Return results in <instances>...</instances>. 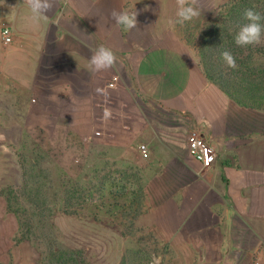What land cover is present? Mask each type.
<instances>
[{"label": "crops", "instance_id": "0c3cea01", "mask_svg": "<svg viewBox=\"0 0 264 264\" xmlns=\"http://www.w3.org/2000/svg\"><path fill=\"white\" fill-rule=\"evenodd\" d=\"M113 9L135 10L138 27L116 25ZM176 10V0H56L36 21L24 0H0V39L4 27L13 34L8 46L0 41V74L16 107L100 124L108 148L132 145L137 156L139 143L149 146V159L138 155L151 174L145 216L180 254L172 264H264V112L240 106L207 78L173 30ZM101 45L118 62L96 72L89 60ZM192 130L217 151L211 167L189 155Z\"/></svg>", "mask_w": 264, "mask_h": 264}, {"label": "rangeland", "instance_id": "374dc122", "mask_svg": "<svg viewBox=\"0 0 264 264\" xmlns=\"http://www.w3.org/2000/svg\"><path fill=\"white\" fill-rule=\"evenodd\" d=\"M225 2L198 0L201 15L173 26L200 61V45L223 27ZM11 89L0 74V264H152L153 257L172 264L180 254L153 235L145 216L151 174L138 159L141 143L137 156L132 145L124 154L108 148L102 125L46 120L40 108L14 106ZM9 193L19 213L9 208Z\"/></svg>", "mask_w": 264, "mask_h": 264}, {"label": "trees", "instance_id": "16d2710c", "mask_svg": "<svg viewBox=\"0 0 264 264\" xmlns=\"http://www.w3.org/2000/svg\"><path fill=\"white\" fill-rule=\"evenodd\" d=\"M253 5L264 16V0H229L222 4V17L218 24L223 27L217 35L200 45V64L207 78L240 106L264 112V61L257 63L259 55L264 58V37L262 36L263 41L258 45L238 47L234 43L240 26L246 23L243 12ZM224 50H230L235 57V69L229 68L221 59V52ZM7 200L9 208L16 211L19 199L9 193ZM21 227L25 230L23 221Z\"/></svg>", "mask_w": 264, "mask_h": 264}, {"label": "clouds", "instance_id": "9594fccd", "mask_svg": "<svg viewBox=\"0 0 264 264\" xmlns=\"http://www.w3.org/2000/svg\"><path fill=\"white\" fill-rule=\"evenodd\" d=\"M25 5L30 10L32 18L39 21L41 17H47L45 13L51 12L56 5V0H24ZM176 20L175 23L183 24L191 21L201 15V10L198 7V0H176ZM138 13L134 11H122L113 9L110 13L112 20L116 25L121 26L126 31H131L138 27L137 21ZM243 23L239 31L234 37V43L238 47H246L249 45H258L261 43L262 36H264V16L256 10L253 5L246 8L243 12ZM221 59L229 67L235 69L237 67L236 59L230 50L221 52ZM118 58L113 50L107 46H99L91 55L89 64L93 71L100 72L115 68ZM201 124L210 126V122L206 119L198 121ZM4 139L0 134V140ZM134 187V186H133ZM152 264H161L159 257H153Z\"/></svg>", "mask_w": 264, "mask_h": 264}, {"label": "built area", "instance_id": "2783aa9c", "mask_svg": "<svg viewBox=\"0 0 264 264\" xmlns=\"http://www.w3.org/2000/svg\"><path fill=\"white\" fill-rule=\"evenodd\" d=\"M1 36L6 44H10L13 41V34L9 27H4L1 31ZM119 77H114L110 83L109 88L116 87ZM99 134V132H98ZM187 151L191 157L198 161L203 168L211 167L212 164L217 160L218 153L210 145L207 139L197 131H190L186 137ZM138 152L143 159L150 158V148L147 144L141 143L138 146ZM255 264H260L257 261Z\"/></svg>", "mask_w": 264, "mask_h": 264}]
</instances>
